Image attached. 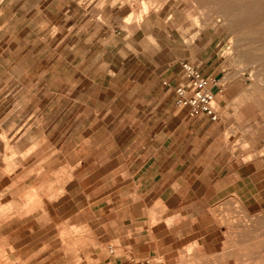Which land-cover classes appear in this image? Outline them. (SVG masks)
I'll list each match as a JSON object with an SVG mask.
<instances>
[{
  "label": "rangeland",
  "instance_id": "rangeland-1",
  "mask_svg": "<svg viewBox=\"0 0 264 264\" xmlns=\"http://www.w3.org/2000/svg\"><path fill=\"white\" fill-rule=\"evenodd\" d=\"M143 11L153 36L134 34ZM182 60L217 80L219 120L176 105ZM205 147L233 153L245 195L249 163L264 164V0H0V218L35 230L30 264H101L110 245L119 262L102 238L131 175L158 166L161 194ZM260 206L213 205L216 251L191 240L177 264H264Z\"/></svg>",
  "mask_w": 264,
  "mask_h": 264
},
{
  "label": "crops",
  "instance_id": "crops-1",
  "mask_svg": "<svg viewBox=\"0 0 264 264\" xmlns=\"http://www.w3.org/2000/svg\"><path fill=\"white\" fill-rule=\"evenodd\" d=\"M153 16L148 14L134 29V34L141 32L144 36H153L156 33ZM198 117L200 120L204 118ZM207 122L214 123L204 121V124ZM212 136V133L205 134L208 140ZM201 153L197 159H189V166L184 162L182 171L176 169L178 163L167 169V179L161 187L166 185V190L161 194L159 181L162 179L158 178V166L145 179L141 177L146 172L142 166L131 175L129 190L118 197L120 207L109 208V213H117L108 217L111 226H117L114 234L104 232L102 238L104 241H119L123 249L119 262L134 260L143 264H177L182 250L191 240L199 241L201 252L216 251L215 248L206 249L207 240L210 239L215 246L221 241L220 224L211 207L234 193L244 200L249 210L254 211L255 205H262L259 209L264 213V164L249 163L244 195L239 191V164L233 153L211 147L201 149ZM132 166L123 172L130 173ZM159 202L166 207L162 217L169 223H152V214ZM91 210L94 215L97 213L96 209ZM108 215L104 213L103 216ZM87 222L91 226V220ZM15 223V217L6 215L0 218V264L31 263V236L35 230L31 227L21 230ZM106 224L101 222L99 227Z\"/></svg>",
  "mask_w": 264,
  "mask_h": 264
},
{
  "label": "built area",
  "instance_id": "built-area-1",
  "mask_svg": "<svg viewBox=\"0 0 264 264\" xmlns=\"http://www.w3.org/2000/svg\"><path fill=\"white\" fill-rule=\"evenodd\" d=\"M181 67L183 81L174 86L176 105L189 107L191 116L203 113L211 121L219 120V113L212 104L216 99V93L210 86V83L217 84V80L215 78L210 79L199 67L187 60L181 61ZM108 253L112 260L101 264H143L134 260L127 263L115 262L113 257L117 255V247L114 245L108 247Z\"/></svg>",
  "mask_w": 264,
  "mask_h": 264
},
{
  "label": "bare ground",
  "instance_id": "bare-ground-1",
  "mask_svg": "<svg viewBox=\"0 0 264 264\" xmlns=\"http://www.w3.org/2000/svg\"><path fill=\"white\" fill-rule=\"evenodd\" d=\"M143 5H144V4H143ZM145 9H146V8H145ZM145 12H146V11H143V12H141L140 15H139V18H140L141 21H143V19H144ZM146 14H147V13H146ZM212 104H213L214 106H216V102H215V101H214Z\"/></svg>",
  "mask_w": 264,
  "mask_h": 264
}]
</instances>
